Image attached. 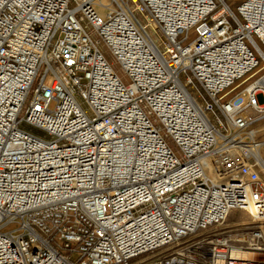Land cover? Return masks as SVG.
I'll list each match as a JSON object with an SVG mask.
<instances>
[{
  "label": "built area",
  "instance_id": "obj_1",
  "mask_svg": "<svg viewBox=\"0 0 264 264\" xmlns=\"http://www.w3.org/2000/svg\"><path fill=\"white\" fill-rule=\"evenodd\" d=\"M263 87L264 0H0V264H264Z\"/></svg>",
  "mask_w": 264,
  "mask_h": 264
},
{
  "label": "rangeland",
  "instance_id": "obj_2",
  "mask_svg": "<svg viewBox=\"0 0 264 264\" xmlns=\"http://www.w3.org/2000/svg\"><path fill=\"white\" fill-rule=\"evenodd\" d=\"M237 2L241 1V0H235ZM137 17L141 20L142 23H146V19L143 17V15L140 13V12H137ZM151 31V35L155 38L156 35L154 33V31L152 29H150ZM91 36L95 39V41L97 42V44L101 47V49L106 53L108 59L110 60V62L113 64L115 70L117 71V73L119 75H122V70L120 68V66L118 65V63L114 60V58L107 52L106 48L103 46V44L99 41L96 33L94 31L91 32ZM159 36V35H158ZM182 81L185 82V79L186 77L185 76H182L181 77ZM254 80L253 79H250L248 80L247 82L243 83L242 85H240L239 87H237V89L233 90L229 95H228V98L229 97H233L235 95H238L240 94L244 88H246L249 84L252 83V81ZM50 81V78L48 79V82ZM197 86V85H196ZM195 85H189L188 86V90L190 91V93L192 94V96L194 98H197L198 101L201 103V104H208V103H212V100H210L209 98L207 97H202L201 96V93L199 92V90L197 89ZM80 105L82 106V108L87 112V114L89 115V117H92L93 116V112L91 110V108L88 106V104L83 101L82 99H78ZM264 102V98L262 95L259 96V103H263ZM55 106V103H52L51 106H50V109H53ZM209 115V118L211 120V122L216 125V117H215V114L211 111H209L208 113ZM23 129H25V125H22L21 126ZM252 129L254 130V132L256 133V136L258 138L259 141H261L263 143V147L261 149V153H262V156L264 158V117L263 118H260L256 121V123L252 126ZM40 134V136H44L45 135L43 133H38ZM246 217L243 213L241 212H233L231 214V217L227 220V222L225 223V226H230L232 227L234 223H237L241 220H244ZM17 225H10L9 227L6 228L5 231H10V230H14L16 229Z\"/></svg>",
  "mask_w": 264,
  "mask_h": 264
},
{
  "label": "bare ground",
  "instance_id": "obj_3",
  "mask_svg": "<svg viewBox=\"0 0 264 264\" xmlns=\"http://www.w3.org/2000/svg\"><path fill=\"white\" fill-rule=\"evenodd\" d=\"M248 88H250V86L249 87L247 86L246 88H244V90L240 93V96H242L244 99L247 98ZM263 90H264V87H263ZM206 168L209 170V168H210L209 164H208V166H206ZM259 217L260 216L258 213H254L251 218H259Z\"/></svg>",
  "mask_w": 264,
  "mask_h": 264
},
{
  "label": "crops",
  "instance_id": "obj_4",
  "mask_svg": "<svg viewBox=\"0 0 264 264\" xmlns=\"http://www.w3.org/2000/svg\"><path fill=\"white\" fill-rule=\"evenodd\" d=\"M26 129L29 130V131H32L35 134L41 133L40 130L35 129V128H33L31 126H28V125H26Z\"/></svg>",
  "mask_w": 264,
  "mask_h": 264
}]
</instances>
